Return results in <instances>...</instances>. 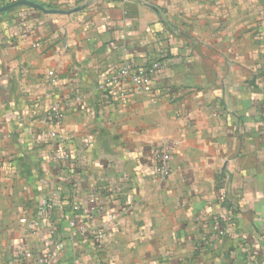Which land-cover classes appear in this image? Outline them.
Instances as JSON below:
<instances>
[{
    "label": "crops",
    "instance_id": "0c3cea01",
    "mask_svg": "<svg viewBox=\"0 0 264 264\" xmlns=\"http://www.w3.org/2000/svg\"><path fill=\"white\" fill-rule=\"evenodd\" d=\"M33 1L0 12V264H264V0ZM125 59L155 102L106 82Z\"/></svg>",
    "mask_w": 264,
    "mask_h": 264
},
{
    "label": "built area",
    "instance_id": "2783aa9c",
    "mask_svg": "<svg viewBox=\"0 0 264 264\" xmlns=\"http://www.w3.org/2000/svg\"><path fill=\"white\" fill-rule=\"evenodd\" d=\"M160 68L161 64L158 62H154L148 66H139L133 60L125 59L110 70L107 74L106 82L114 89L119 97H124L130 91L143 92L151 96L152 102H155V98L153 97V75ZM68 106L69 101L67 100L52 101L41 116V123L58 144V151L54 154V158L59 163L67 159L65 153L61 151L62 146L65 144V139L58 132V126L63 121ZM150 155L154 166L151 180L153 182H164L168 180L173 172L171 164L172 157L169 148L165 144L156 145L152 147ZM50 209V202H45L43 212L47 217L50 213ZM20 222L24 223L29 229H34L38 225L37 222L28 221L26 218H21ZM73 224L74 223L71 222V225ZM78 227L81 231L84 229L83 226ZM218 227L219 222H216L215 228ZM101 235L102 232L100 230L96 232V238H101ZM49 255L50 254H47L46 257H49Z\"/></svg>",
    "mask_w": 264,
    "mask_h": 264
},
{
    "label": "water",
    "instance_id": "95a60500",
    "mask_svg": "<svg viewBox=\"0 0 264 264\" xmlns=\"http://www.w3.org/2000/svg\"><path fill=\"white\" fill-rule=\"evenodd\" d=\"M18 5H25V6H30V7H34V8H39V9L43 10L44 12H59V11L54 10V9H46L41 4H39L33 0H16L12 3L2 5V6H0V12H4V11H6L12 7L18 6Z\"/></svg>",
    "mask_w": 264,
    "mask_h": 264
},
{
    "label": "trees",
    "instance_id": "16d2710c",
    "mask_svg": "<svg viewBox=\"0 0 264 264\" xmlns=\"http://www.w3.org/2000/svg\"><path fill=\"white\" fill-rule=\"evenodd\" d=\"M5 0H2V2L3 3H9V2H12V1H14V0H6L5 2H4ZM126 1H129V0H126ZM50 202V201H49Z\"/></svg>",
    "mask_w": 264,
    "mask_h": 264
}]
</instances>
